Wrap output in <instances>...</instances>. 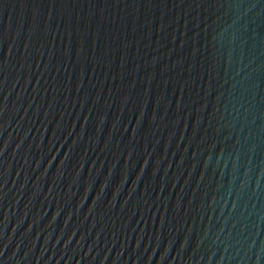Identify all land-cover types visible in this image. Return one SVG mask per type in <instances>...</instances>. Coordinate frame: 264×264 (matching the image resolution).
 <instances>
[{
  "label": "water",
  "instance_id": "obj_1",
  "mask_svg": "<svg viewBox=\"0 0 264 264\" xmlns=\"http://www.w3.org/2000/svg\"><path fill=\"white\" fill-rule=\"evenodd\" d=\"M0 264H264V0H0Z\"/></svg>",
  "mask_w": 264,
  "mask_h": 264
}]
</instances>
